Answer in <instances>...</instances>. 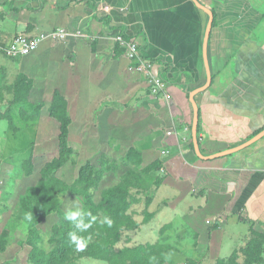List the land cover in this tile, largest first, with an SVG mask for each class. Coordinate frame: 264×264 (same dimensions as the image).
Returning <instances> with one entry per match:
<instances>
[{
  "label": "crops",
  "instance_id": "1",
  "mask_svg": "<svg viewBox=\"0 0 264 264\" xmlns=\"http://www.w3.org/2000/svg\"><path fill=\"white\" fill-rule=\"evenodd\" d=\"M199 2L214 12L205 90L210 15L194 0H0V87L25 73L37 100L50 104L60 91L72 117L70 144L88 156L83 163L102 152L125 157L132 147L143 166L160 161L162 183L149 207L155 216L142 231L154 226L159 241L215 264L244 247L251 228L264 232V137L225 154L264 130V0ZM59 28L82 35L45 40L19 58L2 49L18 34ZM120 34L140 43L168 81L169 96L153 95L126 51L118 54ZM2 99L12 94L0 89Z\"/></svg>",
  "mask_w": 264,
  "mask_h": 264
},
{
  "label": "trees",
  "instance_id": "2",
  "mask_svg": "<svg viewBox=\"0 0 264 264\" xmlns=\"http://www.w3.org/2000/svg\"><path fill=\"white\" fill-rule=\"evenodd\" d=\"M125 39L130 40L126 36ZM121 46L118 42V54L126 51V47ZM0 89L12 94L9 102L12 106L31 103L36 105V112H40L34 81L27 74L19 73L13 83H6ZM2 102L4 103L3 99ZM49 114L59 123L58 154L40 169L38 181L29 185L20 195L13 210L12 224L7 225L0 234V254L8 249L15 226L23 222L27 227V234L18 243L30 247L27 264H82L85 258L102 260L107 264H166L175 247L165 241L117 248L125 232L139 229L155 216V212L145 209V217L140 222L131 209L142 200L138 196L141 193L147 194V207L151 205V191L154 186L162 183V179L155 175L162 169V163L156 161L143 166L141 151L134 147L128 149L125 156L127 168L118 181L102 190L100 200H96L95 190L101 186L107 173L118 171L117 162L110 160L102 152L96 155V160L90 159L80 165L73 183L60 177L58 171L68 162L76 160H73L75 150L70 144L72 117L69 103L58 90L49 104ZM21 116L25 120L35 119L26 110H21ZM2 119L8 120L11 129H17L12 107L5 111L0 108V120ZM1 166L0 159V170ZM22 168L27 176L34 174L33 150L24 160ZM69 192L83 200L84 207L75 220L69 219L62 210L63 197ZM54 213L60 214V218L45 233L40 225ZM106 218L111 221V226L103 222ZM78 225L80 228L90 226L81 231ZM164 230L163 228L162 231ZM70 233H75L76 243L70 239ZM77 244L82 250H78ZM194 263L190 260V264ZM215 264H264V232L251 228V237L247 244L234 251L229 258L218 259Z\"/></svg>",
  "mask_w": 264,
  "mask_h": 264
},
{
  "label": "rangeland",
  "instance_id": "3",
  "mask_svg": "<svg viewBox=\"0 0 264 264\" xmlns=\"http://www.w3.org/2000/svg\"><path fill=\"white\" fill-rule=\"evenodd\" d=\"M9 102L10 100L4 103L0 102V108L6 110L8 107H12L17 129H11L8 120H0V159L2 160L0 170V234L7 225L12 224L13 210L20 195L29 185L35 184L38 181L40 178V169L47 161L55 157L59 150V123L50 116L48 112L49 102L47 100L40 99L37 101V104L41 106L39 113L36 112V105L34 104L26 103L24 105L12 106ZM21 110L32 113L35 119H23ZM71 143L75 145L73 140ZM31 150L34 151L35 169L33 175L27 176L23 172L22 166ZM79 153L76 152L74 154L73 160H76V162L70 161L58 171V175L69 183H73L76 180L80 165H82L86 157H88H81ZM95 158L96 155L94 154L91 159L96 160L97 158ZM110 160L116 161L119 169L118 171H112L106 174L101 186L95 190L94 195L96 200H100L102 190L118 181L121 174L127 168L125 157L120 156L117 159L110 158ZM139 195H141L144 201L141 204H134L131 211L134 213L135 217L143 221L145 217L144 211L145 209L149 210L150 206L147 207L146 204L147 194L141 193ZM83 207V200L81 197L70 192L64 195L62 202L64 215L68 216L69 213H78L82 211ZM136 208H138V210ZM134 210L137 211L135 212ZM59 218L60 214L54 213L50 215L40 227L45 233H48ZM156 223L160 224L159 220L153 222L152 225ZM144 228L150 229L142 231L143 228L140 227L135 231L125 232L117 248L147 241L158 242L160 240L162 236L161 230L158 231L154 226H146ZM26 234L27 227L25 223L21 222L15 226L8 249L5 253L0 254V264H27L30 247L18 243L20 239L26 237ZM191 256L195 257V259H191ZM199 258L200 256L198 254H191L187 246L179 245L178 247L175 246V250L169 255L166 264H190V260H193L195 264H200L201 262H198ZM82 264L107 263L102 260L85 258Z\"/></svg>",
  "mask_w": 264,
  "mask_h": 264
},
{
  "label": "built area",
  "instance_id": "4",
  "mask_svg": "<svg viewBox=\"0 0 264 264\" xmlns=\"http://www.w3.org/2000/svg\"><path fill=\"white\" fill-rule=\"evenodd\" d=\"M77 34L82 35V32L75 33L65 28L43 31L35 35L21 33L11 39L2 49L8 57L19 58L36 51L45 40L50 39L58 42ZM117 40L126 47L131 66L145 76L150 92L155 96L163 94L169 96L167 92L168 81L155 71L153 60L143 55L140 43L135 39H125L123 34H120ZM163 153L168 154L169 150H163Z\"/></svg>",
  "mask_w": 264,
  "mask_h": 264
},
{
  "label": "water",
  "instance_id": "5",
  "mask_svg": "<svg viewBox=\"0 0 264 264\" xmlns=\"http://www.w3.org/2000/svg\"><path fill=\"white\" fill-rule=\"evenodd\" d=\"M199 6H201L203 9H205L208 14L210 15V20L207 26V30H206V35H205V41H204V56H205V62H206V66H207V72H208V82L205 86H203L202 88H200L201 90H205V88H207L211 82H212V72H211V68H210V62H209V57H208V44H209V38L211 35V31L213 28V22H214V12L208 8L207 6L201 4L199 2V0H194ZM196 92H194L192 94V100L195 103V100L193 98V96L195 95ZM195 118H194V125H193V134H194V143H195V149L196 152L202 156L201 153V149H200V145H199V140H198V128H199V111H198V106L195 104ZM264 137V130H262L261 132H259L258 134H256L253 138H251L250 140H248L247 142H245L244 144L236 147V148H232L229 149L227 152H225V154H230L233 152H237L239 150H242L250 145H252L253 143L257 142L259 139Z\"/></svg>",
  "mask_w": 264,
  "mask_h": 264
},
{
  "label": "clouds",
  "instance_id": "6",
  "mask_svg": "<svg viewBox=\"0 0 264 264\" xmlns=\"http://www.w3.org/2000/svg\"><path fill=\"white\" fill-rule=\"evenodd\" d=\"M77 215H78V213H69V214H68V218H69V219H72V220H75V218H76ZM93 219H95V218H93ZM103 222H105V223H107L109 226H111V221L108 220L107 218H106L105 221H103ZM89 226H90V225H85L83 228H80V226L78 225L77 227L80 228L81 231H84V230H86ZM69 236H70V239H71L74 243L77 242V237H76L75 233H70ZM77 247H78V250H82V248L80 247L79 244H77Z\"/></svg>",
  "mask_w": 264,
  "mask_h": 264
}]
</instances>
